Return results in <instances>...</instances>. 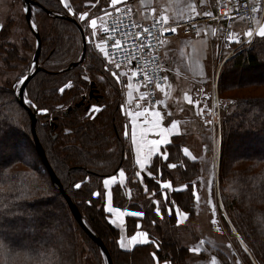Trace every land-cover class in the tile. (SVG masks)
<instances>
[{"label": "trees", "instance_id": "1", "mask_svg": "<svg viewBox=\"0 0 264 264\" xmlns=\"http://www.w3.org/2000/svg\"><path fill=\"white\" fill-rule=\"evenodd\" d=\"M32 1L36 5L31 6V21L39 16L51 20L52 27L46 38L37 32L41 70L26 85L24 99L31 101L27 105L35 111L37 138L62 189L87 229L102 241L112 264H192L195 255L182 239H196L193 193L200 174L198 162L182 151L184 138L171 137L163 149L165 158L153 156L147 167L149 176L138 180L131 145L124 134L120 87L109 66L85 44L83 59L69 67L82 54L81 36L70 19L79 25L76 15L91 9L85 4L88 1L67 0L72 12L60 0ZM2 33L3 29L0 37ZM221 66L228 68L226 85L238 70L258 71L261 79L255 80L256 84L264 85V37H255ZM222 78L219 75L221 91ZM256 105L264 107V101H238L235 112L222 120L217 183L229 224L254 263L264 264V119L258 120L256 115L245 118ZM230 149L236 150L233 158H227ZM119 170L126 181L123 187L112 186V205L142 212L139 218H125L126 233L140 229L150 240L129 251L117 243L118 230L107 220L101 192L102 180ZM166 181L182 188L166 193L161 186ZM176 210L187 217L184 228L176 225ZM220 220L232 235L221 215ZM76 234L94 263L105 264L100 248L76 222L43 166L29 117L17 103L14 89L8 84L0 87V264H81L84 253L73 239ZM232 245L245 264H253L237 241Z\"/></svg>", "mask_w": 264, "mask_h": 264}, {"label": "rangeland", "instance_id": "2", "mask_svg": "<svg viewBox=\"0 0 264 264\" xmlns=\"http://www.w3.org/2000/svg\"><path fill=\"white\" fill-rule=\"evenodd\" d=\"M87 1L88 2H85L86 6L91 9L84 10L76 16L79 27L84 32L85 43L102 56L100 31L104 26L105 16L116 6L127 2L122 0H116L115 3H113L112 0H102L101 2L100 0L95 2L92 0ZM65 3L68 4V1L65 0ZM25 12L26 7L22 0H0V31L3 29V33L0 37V87H5V85L8 84V88L12 87L15 94L18 93L23 78L34 69L33 55L36 48V40L26 24ZM83 12L88 13V16L85 18L86 22L79 18L80 14ZM92 19L97 21L95 28L91 26ZM31 23L33 30L39 32L40 36L43 38L49 36L50 28L52 27L51 20L36 16L35 20H32ZM33 25H35V27H33ZM261 28H264V21L262 27L258 29L254 36L246 41L243 39L248 37L247 33H249V31L245 27L246 31H242L245 36L242 39L244 42L242 41V43L240 42L238 45L235 43L232 44L230 40L231 42L229 41V45L224 46L221 41L224 46L223 48H225V52L220 55L218 60L222 59L223 63L225 57L232 56L237 51L247 47L255 37H260L259 32ZM93 32H95L94 36L92 35ZM9 52L13 55H10ZM73 63L69 64V67H72ZM108 69L120 87L121 101L123 102L127 74L125 71H116L110 66ZM167 70L168 67L166 68V82L162 91L167 90L169 96L173 99L177 107L174 109L175 112L182 110V112L175 113L176 118H173V120H176L175 123L178 125V128H180L181 131L183 130L182 132L180 131V136L184 138L182 151L189 159L198 162L197 165L200 174L197 177L198 185L195 190V219L192 222L194 229L193 233L196 234V239L190 240L185 238L182 239V243L190 253L197 254L192 260L193 264H221L215 255L216 251L219 250L224 255H227L225 253L229 255L230 248H233L232 244L236 241L238 244L241 243L238 240L239 236L235 235L223 211L221 194L219 192L220 188L217 183L218 167L221 156L220 127L222 120L235 112L234 109L238 101H241V103L248 100L264 101V85L256 84L257 82L255 81L261 79V74H258V71L255 70H243L242 72L238 70L233 74V77H229V84L226 85L227 82H225V80L228 78V68L225 70V67L222 69V66H220L210 82L208 81L207 84L202 86L199 85L195 89H190L184 86V81L177 76V73H171ZM113 73H115V75H113ZM219 75L220 79L223 75L222 86L224 90L222 91L219 89ZM168 78L170 80H168ZM176 95L179 96L176 97ZM134 97L143 99V101L145 99V95L141 89L134 91ZM215 99H217V101H215ZM145 101L142 106L146 108L158 110V108L162 106V100H160V98L158 99L157 106H149ZM25 102L27 103V100H25ZM256 107H250L245 118L256 115L258 120L264 119V107L261 105H256ZM95 108L98 109L97 107ZM177 136L180 137L179 135ZM245 146L247 147L250 145ZM163 149L160 152V156L164 159L165 153ZM236 149L239 151L238 147ZM236 154V150H227V158H233ZM216 162H218L217 167ZM161 186L166 190V193L171 190L182 188V186L178 184L171 185L168 181L162 183ZM101 190L102 196L105 199L103 187ZM50 205L54 207L55 203L52 202ZM105 212L108 220V213L106 210ZM175 214L177 218L176 225L180 228H184L188 223L186 215L177 210ZM220 215L223 216L226 223L230 225L229 228L232 235L226 231V228H223ZM18 224L19 223L16 225ZM3 226L8 227V224L4 223ZM140 231L145 233L142 230ZM182 231H184V229ZM182 234L184 233L182 232ZM124 235L123 238L127 239V236L129 237L133 234L128 235L125 229ZM119 236L120 234L118 232L117 243L119 242ZM146 237L148 238L147 234ZM183 237H185V235H183ZM73 239L80 245L84 253L81 256V264H95L92 257L88 254V249L85 248L79 236L76 234L73 236ZM122 243L124 242L122 241ZM193 249H197V251H192ZM235 260L238 261V259ZM104 262L107 264L106 260H104ZM233 264H236V262H233Z\"/></svg>", "mask_w": 264, "mask_h": 264}, {"label": "crops", "instance_id": "3", "mask_svg": "<svg viewBox=\"0 0 264 264\" xmlns=\"http://www.w3.org/2000/svg\"><path fill=\"white\" fill-rule=\"evenodd\" d=\"M122 1L130 4L135 17L142 21H148L155 17H163L168 23L178 24L192 19L211 18L216 12L215 0ZM207 13H210V15H207ZM263 21L260 27H262ZM198 27L200 33L198 37L178 34L176 38L168 40L164 44V58L168 67L167 71L177 73V76L184 81V86L190 89H195L197 86H202L212 80L222 62V59L218 60V58L225 52L220 37L222 27L220 21L206 20L201 22ZM244 30L245 26L243 23L240 20H235L230 39L232 44L235 43L238 45L243 40H248V37L243 39L245 36L242 31ZM126 74V86L121 109L126 117L127 125L125 135L131 145L132 156L137 167L136 175L138 180L141 181L144 177L149 176L147 167L152 157L160 155L163 147L169 143V139L173 136L180 135L183 131L178 128V125L175 123L176 120H173V118H176L175 113L182 112V110L174 111L177 107L167 90H161L158 95V99L160 98L162 100V106L158 110L142 106L145 99L143 101V99L134 97V91H138L140 88L132 84L130 75L128 72ZM168 80L170 79L168 78ZM145 110H147V115L144 114ZM153 112L160 114L159 126L156 128H153L151 125L145 127V121L152 118ZM154 140L159 141V143L152 145L151 141ZM121 172L123 171L119 170L113 175L115 180L112 179L113 176L106 177L102 180V187L105 194L104 207L106 211L108 207L116 208L111 202L112 186L115 184L122 187L125 186V174L120 175ZM105 180L108 181L107 185L104 183ZM107 213L108 221L116 227L120 234L118 243L120 247L121 244L124 245L121 247L123 250L129 251L135 246L145 245L150 241L146 235H141L142 232L140 230L133 233L136 236L135 242L131 240V236L133 235L127 236V239L123 238L125 236V218L128 216L139 218L134 215L136 213L135 211L120 209L118 213H109L108 211Z\"/></svg>", "mask_w": 264, "mask_h": 264}, {"label": "built area", "instance_id": "4", "mask_svg": "<svg viewBox=\"0 0 264 264\" xmlns=\"http://www.w3.org/2000/svg\"><path fill=\"white\" fill-rule=\"evenodd\" d=\"M215 4L216 12L211 18L178 24L168 23L163 17L142 21L135 17L130 4L116 6L106 15L100 31L104 61L116 71L128 72L132 84L142 89L148 105L157 106L166 82V41L178 34L198 37L201 22L218 20L222 23V43L228 46L235 20H240L252 36L264 17V0H215Z\"/></svg>", "mask_w": 264, "mask_h": 264}, {"label": "water", "instance_id": "5", "mask_svg": "<svg viewBox=\"0 0 264 264\" xmlns=\"http://www.w3.org/2000/svg\"><path fill=\"white\" fill-rule=\"evenodd\" d=\"M23 4L26 7V12H25V21L26 24L30 30V32L33 34L35 40H36V48L34 51V55H33V65H34V69L28 73L22 80L20 87L18 89V93L16 94V100L17 103L24 108V110L27 112V115L29 117L30 120V131L32 134V139H33V143H34V147L37 151V154L39 155L41 162L43 164V166L45 167L52 183L58 188V191L61 193L62 197L64 198L71 214L73 215L74 219L76 220V222L80 225V227L83 229V231L87 234V236L100 248L102 254L104 255V258L106 260L107 264H112L110 255L107 251V249L105 248L104 244L102 243V241L96 237L95 235H93L88 229L87 227L84 225L81 216L76 208V206L74 205V203L72 202V200L68 197V195L64 192V190L62 189V186L59 182V180L56 178L55 174L53 173L52 169L50 168L45 154L43 152V149L40 145V142L37 138L36 135V130H35V123H36V115H35V111L31 110L29 108V106L27 105V103L25 102L24 99V94H25V88L26 85L28 84V82L31 80V78L38 72L40 71V67L38 66V55L40 53V49H41V41H40V37L39 34L37 32H35L32 28V23H31V6L36 5L35 2H33L32 0H22ZM77 27L80 35H81V40H82V54H81V58L76 62L73 63L72 66L77 65L78 62H80L83 59V55H84V51H85V37L83 35V31L82 29L79 27V25L76 23L75 20L70 19ZM92 93L90 92L89 96H91ZM218 164V162H217Z\"/></svg>", "mask_w": 264, "mask_h": 264}, {"label": "snow or ice", "instance_id": "6", "mask_svg": "<svg viewBox=\"0 0 264 264\" xmlns=\"http://www.w3.org/2000/svg\"><path fill=\"white\" fill-rule=\"evenodd\" d=\"M60 2H61V4L64 5L65 8H67V10L69 12H72L73 11L72 7L70 5H68L67 3H65V0H60ZM112 2L115 3L116 0H112ZM207 15H210V13H207ZM87 16H88V13L87 12H83V13L80 14V17L79 18H80V20L85 21V18ZM96 25H97V21L95 19H92L91 20V26L93 28H95ZM33 27H35V25H33ZM171 31H175V29H172ZM92 35L94 36L95 35V32H93ZM247 35H251V33L249 32V33H247ZM259 35L261 37H264V28H261V30L259 32ZM101 51H103V49H101ZM105 55H107V54L105 53ZM113 75H115V73H113ZM85 79H87V77H85ZM61 91H63V89H61ZM27 102L29 104H31V101H27ZM93 110H98V109H96L94 107ZM40 111L46 112L47 109L41 108ZM144 114L147 115V110H145V113ZM159 117H160V114L158 112H153L152 113V118L151 119H147L145 121V127H147L148 125H151L153 128L158 127L159 126V123H158L159 122ZM157 143H159V141H155V140L154 141H151V144L152 145H156ZM123 174H124L123 172L120 173V175H123ZM112 179L115 180V177L113 176ZM104 183H105V185H107L108 184V181L105 180ZM76 187L79 188L80 185L77 184ZM193 194L195 195V193H193ZM93 195H96V193H93ZM107 211L109 213H112V212H117L118 213L120 211V209L119 208L108 207L107 208ZM134 215L137 216V217H140V216H143L144 214L142 212H136V213H134ZM141 235H146V233H141ZM131 240L135 242L136 241V236L135 235L131 236ZM123 246L124 245L121 244V247H123ZM192 251H197V249H193Z\"/></svg>", "mask_w": 264, "mask_h": 264}, {"label": "flooded vegetation", "instance_id": "7", "mask_svg": "<svg viewBox=\"0 0 264 264\" xmlns=\"http://www.w3.org/2000/svg\"><path fill=\"white\" fill-rule=\"evenodd\" d=\"M206 246H208V245H206ZM240 247L245 252V254L249 257V259L251 260V262L253 264H255L254 261H253V259L250 256L249 252L247 251L246 247L244 246V244H240ZM233 248H234L235 251L233 250ZM233 248H230L229 255H228V253H225L227 255H224L219 250H217L218 252L216 251V254L215 255L218 258V260L221 262V264H233V262H236V264H245L244 261H243V259L240 257L239 253L237 252V250L235 249L234 246H233ZM193 255H195V257H196L197 254H193ZM235 259H238V261L235 260ZM232 260H234V261H232Z\"/></svg>", "mask_w": 264, "mask_h": 264}, {"label": "bare ground", "instance_id": "8", "mask_svg": "<svg viewBox=\"0 0 264 264\" xmlns=\"http://www.w3.org/2000/svg\"><path fill=\"white\" fill-rule=\"evenodd\" d=\"M215 101H217V99H215ZM216 167H217V162H216ZM232 228V227H231ZM232 230L234 231V229L232 228ZM234 233H235V231H234ZM235 235H237L236 233H235ZM238 236V235H237ZM238 240H239V242L241 243V244H243L242 243V241H241V239H240V237H238Z\"/></svg>", "mask_w": 264, "mask_h": 264}]
</instances>
